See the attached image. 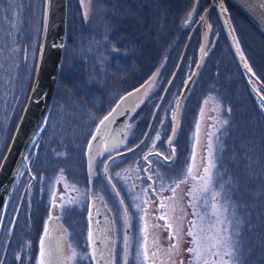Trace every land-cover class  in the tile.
<instances>
[{
	"label": "rangeland",
	"instance_id": "obj_1",
	"mask_svg": "<svg viewBox=\"0 0 264 264\" xmlns=\"http://www.w3.org/2000/svg\"><path fill=\"white\" fill-rule=\"evenodd\" d=\"M119 1L67 0L62 67L47 114L46 137L39 154L41 163L34 171V188L38 187L37 195L43 197L46 207L41 212L44 222L34 264H40L41 259L44 264H94L87 225L82 228L85 214L81 212L90 194L104 205L110 220L107 264H195L194 253L188 251L194 247V236L201 237L205 247L215 242L213 236L222 241L211 251H204L200 264L205 259L209 264H216L221 259L227 260L228 264H264V40L244 16L227 4V17L237 47L254 77L244 74L239 68L217 12L213 9L207 17L206 58L185 100L173 141L176 158L174 156L171 166L162 164L159 159L156 161L164 167V176L160 179L161 182L165 180L166 187L161 203L162 224L158 231H154V226L148 222L152 226V234L148 235L146 217L141 220L129 217L132 227L128 223L125 225L114 195L108 193V187L92 181L96 175L102 178L104 150L103 146L97 149L95 161L89 169L86 167L85 150L99 121L116 109L122 100H126L133 112L123 126L126 132L124 142L117 146L121 149L133 148L144 137L159 105L145 145L131 155L129 165H125L124 157H121L113 164L111 172L122 183L125 199L128 195L135 205L145 195L143 201L150 200L146 185L144 191L147 193L137 184L138 190L134 184L136 168H141V174L143 168L142 163L136 166L135 162L141 159L143 150H167L178 97L200 54L201 16L210 4V0H199L187 26L185 22L195 0H122L126 12L123 11L120 18L127 17L129 8L126 2H129L135 15L146 13L143 24L151 29L153 27L152 30L144 29L154 40L151 42L148 39L145 45L160 49L148 54L150 60L144 64L141 56L136 60L123 59L128 57V53L115 49L108 38L111 24L106 18L107 10ZM0 5L1 159L21 114L36 68L45 0H35L34 9L30 0L29 10L25 0H0ZM167 11L171 14L172 30L169 28L167 36H163ZM25 12H30L27 18ZM129 25L128 28H131ZM160 26L161 35L157 29ZM122 28H126V23L122 24ZM132 31L133 27L128 36ZM156 31L158 38L155 39ZM188 40L182 65L159 104ZM23 46L26 47L25 53H22ZM121 49L127 50L125 47ZM118 60L122 63L119 64ZM135 62L141 63L135 65ZM149 67L151 71L147 73ZM93 76L97 79L91 82L89 77ZM94 84L98 86V94L102 87L105 88L101 91L105 93L102 99L101 94H91L94 100L96 98L98 107L92 103L86 109H75L80 107L77 101H87L86 96H81L85 88L91 89ZM133 89L135 91L131 93ZM69 92L73 95L71 101L74 104L71 105L66 102L70 101ZM90 111L98 117L92 123ZM140 126H143L141 131ZM243 150L251 151L254 156L245 171L240 166ZM59 158L64 161L57 160ZM209 162L211 167L206 174L204 169L209 167ZM21 168L24 170L23 164ZM189 168L192 169L191 175H188ZM166 171H169L167 175ZM26 178L24 170L22 179ZM206 181L205 191L203 185ZM17 194L7 210L0 257L7 251L8 260L13 261L11 264H26L30 251L28 213L24 205L19 210L21 212L16 213L20 196ZM159 203L157 199L150 203L154 215ZM167 208L169 213L174 208L168 218L165 215ZM71 210L77 213L68 220L76 222L77 231L71 230L64 216ZM85 219L87 223L86 216ZM225 243L231 249V256L223 255L227 250ZM55 244L59 248L57 262L52 259L54 253L51 252ZM41 248L44 250L43 257ZM217 250L220 255H213Z\"/></svg>",
	"mask_w": 264,
	"mask_h": 264
},
{
	"label": "water",
	"instance_id": "obj_2",
	"mask_svg": "<svg viewBox=\"0 0 264 264\" xmlns=\"http://www.w3.org/2000/svg\"><path fill=\"white\" fill-rule=\"evenodd\" d=\"M196 4L197 1L194 3L190 11L188 20L185 22V25L187 26L190 24L194 16ZM226 4L233 7L237 12L244 16L264 37V0H210L208 8L201 16L202 42L200 54L191 75L186 80V83L180 92L176 109L172 117V129L167 140V149L171 154L170 159H172L174 156L172 143L178 131L180 116L185 100L193 86L195 79L200 73L206 58L208 40L207 17L213 9L217 12L228 44L239 68L244 74L254 77V75L249 71L237 47L231 25L227 17ZM44 13L40 51L32 82L21 114L0 160V227L11 200L13 187L20 165L25 159L27 152L32 146V143L38 139V136L45 128L48 116L47 114L56 92L62 67L67 30V0H45ZM188 43L189 40L186 41L177 67L165 87L159 104L162 102L182 65ZM159 107L160 106L158 105L152 117V121L154 120ZM130 113L131 107H127L121 113V115L114 118L111 132L106 140L107 147L117 146L122 143L124 138L122 125L129 117ZM152 121L150 122L143 139L137 146H135V148L141 145L147 137L152 125ZM99 133L100 130L96 131V139L91 141V147L88 149L90 150L89 156L92 155L93 150L96 148ZM152 154L155 153H149L147 156ZM126 240L128 241V236L126 237ZM97 247L98 249H96V254H99L102 251V242L101 244H98Z\"/></svg>",
	"mask_w": 264,
	"mask_h": 264
},
{
	"label": "flooded vegetation",
	"instance_id": "obj_3",
	"mask_svg": "<svg viewBox=\"0 0 264 264\" xmlns=\"http://www.w3.org/2000/svg\"><path fill=\"white\" fill-rule=\"evenodd\" d=\"M3 1V0H1ZM32 3V7L33 9L35 8V0H31ZM25 5L26 8H28L29 10V6H30V0H25ZM1 6V5H0ZM3 9V7L1 8ZM30 14V12H25V18L28 17V15ZM25 46L22 47V53H25ZM261 87V86H260ZM121 104L118 105V107L115 109V112L113 113V115L111 116V118L109 119V121H107L104 125H99L100 127V133L98 135L97 138V145L96 148L93 150L92 155L89 156V144L90 142L93 140V137H95V133L93 134V136L90 138V140H88V146H87V150H85V155H86V167L87 169L91 168V165L93 166V163L95 161V154L97 149L101 146H103V161H102V168H101V173H102V178H99L98 175H96V178H93L92 181H98L99 183L103 184V186H105L106 188L108 187V193H112L122 211V215L124 217V221H125V225H129V227H132L130 224V221L128 220L129 217L133 218L135 217L137 219L140 218V220L142 218L146 217V230L148 231V235L150 236L152 234V226H154V231H158V227H161V222L162 220L160 219V214L162 213V207H161V203H162V199L163 197L165 198V193H166V187H165V180L163 182H161L162 176H164V174L162 175V169L164 167H160L156 161H158V159L161 161L162 164H169L171 165V163H173L174 156L176 158V153L173 150V154L174 156L171 158V154L169 150H143V154L141 156V159H137L135 162L136 166H141V163L143 164V168H142V174H141V168L137 167L135 170V175L136 177H134V174L132 172V177H134V184L136 186V188L138 189V186H140L143 191L145 189V185H146V189L148 191L150 200L147 201V199H145L143 201V199L147 196H143L141 198V200H137L136 201V205L134 202H132L129 198L128 195L126 196V199L123 195V190H122V183L118 180H116L113 175L111 174L113 168V164L119 160L121 157H124L125 160V165H129L131 163V155L137 151H140V149L145 145L146 141H147V137L145 138V140L143 141V143L141 145H139L138 147L135 148V146L133 148H129V149H121V146H114V147H107L106 146V140L111 132L113 123H114V118L116 116L121 115V113L125 110V108L130 107L127 106L128 104L126 103V100H122L120 102ZM113 112V110L111 111ZM131 112H133L131 110ZM109 114V113H108ZM107 114V115H108ZM105 115V116H107ZM104 116V117H105ZM103 117V118H104ZM102 118V119H103ZM128 121V119L123 123L122 125V129L124 124ZM97 126V127H98ZM97 131V129H96ZM124 131V129H123ZM125 134L126 132L124 131V139H125ZM159 138V137H158ZM143 139V138H142ZM141 139V140H142ZM140 140V142H141ZM161 141V140H158ZM139 142V143H140ZM39 143L40 140L38 142V140H35L32 143V146L29 149V154L25 157V159L23 160V162L21 163V165L23 164V169L26 170L27 172V178L26 179H22V176L24 174V170H22L21 165L19 168V172H18V178L15 181V189L13 190V194L14 193H19V204H18V212L16 213H20L24 205V209L26 208L27 213H28V222H29V233H28V249L29 251V256L27 259V263L26 264H34V261L36 259V257L38 256V250H39V239L41 236V231H42V227H43V222H44V216H41V208L44 206L42 204V196H38L37 195V191H38V187L34 188V184L36 186V182H35V176H34V171H36L39 167L38 165V158H37V152H39ZM138 143V144H139ZM173 145V143H172ZM137 146V145H136ZM115 149H119V150H115ZM134 151V152H133ZM166 152L168 153V156L166 155ZM149 153H155L152 154L150 156H147V154ZM146 157V160H145ZM165 157H168V159H165ZM154 158H156V160H153ZM140 162V165L138 164ZM119 165H121L119 163ZM131 175V173H130ZM140 177V178H138ZM95 183H93V191L95 192ZM138 184V186H137ZM148 185L150 186V188L148 187ZM139 190V189H138ZM145 193H147L146 191H144ZM131 193V192H129ZM128 193V194H129ZM141 193V191H140ZM18 195V194H17ZM142 196V195H140ZM155 199L159 200L160 203L158 204V206L156 207V211H155V215L153 214V208L151 207L150 203H152L153 201H155ZM11 203V200H10ZM9 203V205H10ZM9 208V206H8ZM7 208V210H8ZM46 208V207H45ZM174 210V208H173ZM172 210V212H173ZM82 214L84 213L86 218H87V223H86V219L85 216H83V224H82V228L84 229V226L87 225V232L90 233L91 232V239H90V244L92 246V251L94 253V264H107V250H108V244L110 243V220L108 215H106L105 213V207L102 203H100L98 200H94L93 199V195L90 194L87 202L85 204V207L83 208V210L81 211ZM172 212L169 213V210L167 208V212L165 213V215L168 217L171 216ZM77 213V211H68L64 214L65 218H66V222L67 224L70 222L71 224V228L72 230L77 231V224L76 222H71L68 219L71 218L72 216H74ZM83 214V215H84ZM153 214V215H152ZM6 216H7V211L5 213V217L3 219V222L1 224L0 227V241L2 239L3 236V229L4 224H5V220H6ZM137 219V220H138ZM85 220V221H84ZM132 222V220H131ZM150 222V223H148ZM148 223V224H147ZM128 227H126L127 229ZM143 229V228H142ZM129 238V236H128ZM102 242V251L99 254H96V249H98V244H101ZM109 242V243H107ZM59 248L57 246V244H55L52 248H51V252L54 253V255L52 254V259L57 262L56 259V255L58 252ZM9 258V257H8ZM7 258V251H4L3 254L0 257V264H5L6 261L8 260ZM20 259V258H19ZM18 259V260H19ZM21 260V259H20ZM13 263L12 260H8L6 264H11Z\"/></svg>",
	"mask_w": 264,
	"mask_h": 264
},
{
	"label": "trees",
	"instance_id": "obj_4",
	"mask_svg": "<svg viewBox=\"0 0 264 264\" xmlns=\"http://www.w3.org/2000/svg\"><path fill=\"white\" fill-rule=\"evenodd\" d=\"M197 1V3H199V0H195L194 3ZM126 4L128 5V14H127V19L124 17L123 18H120V16H122L121 14L123 13V11L126 12V7H125V3L121 1L119 2H115L114 4L110 5V10H107V14H106V18L107 20L110 22L111 24V32L109 34V39L112 43V45L114 46L115 49H117L118 51L122 52V53H128V57H123V59H133L136 60L137 58H140L142 59L143 63L145 64L147 61L150 60V57L148 56V54L152 53L153 51H156V49H160V48H155V49H152V48H148L145 44L147 42V40L149 39L151 42L154 41L152 39V36L150 35V32L148 33L146 30H144L145 28L146 29H149V30H152L151 27L145 23V25L143 24V21H144V18L146 16V13L143 15V16H137L135 15V11L132 10L130 7H131V3L129 2H126ZM194 5V4H193ZM198 5V4H197ZM130 6V7H129ZM231 7V6H230ZM147 11V9H145ZM144 10V11H145ZM163 10V9H162ZM114 13V14H113ZM108 16V17H107ZM117 18H118V23H117ZM120 19H124V22H120ZM170 21V23H169ZM136 22V23H135ZM167 22V23H166ZM126 23V28L123 29L122 28V24ZM131 23V25H129ZM128 25L132 28L133 27V31L132 33L130 34V36H128V32L130 31L131 28H128ZM142 25L144 26L142 28ZM162 26H160L159 28H157L159 30V34L161 35V32H160V29H161ZM169 28L172 30V18H171V14L167 11L166 15H165V26L163 27V36H167L168 34V30ZM255 28V27H254ZM256 29V28H255ZM257 31V30H256ZM144 32L146 33V35L144 36ZM258 32V31H257ZM259 33V32H258ZM259 36L264 40V37L259 33ZM147 37V38H146ZM158 38V31H156L155 33V39ZM165 42V41H164ZM117 45V46H116ZM122 47H125V49H127L126 51H123L121 48ZM149 51V52H148ZM146 53V54H145ZM141 61V62H142ZM141 62H135L137 64H140ZM118 63H122L121 60H118ZM145 66V65H144ZM141 69V67H140ZM151 71V68L149 67L147 69V73ZM90 75V74H89ZM97 79V77L93 76L92 78L89 77V79L91 80L92 82V79ZM125 77H122V79H124ZM73 85V84H72ZM69 87V86H67ZM93 88H85L82 89L84 90V92H82L81 96L82 98L84 96H86L87 98V101H77L80 105V107H76L75 109H86L90 104H95L97 105L98 107V102L96 101V98L94 100L93 98V95H97L98 94V86L97 84H94L92 85ZM99 87H101L99 85ZM30 88V87H29ZM81 90V91H82ZM92 90H95L94 92ZM105 90V88L102 87V90L103 91ZM29 91V90H28ZM88 91V92H87ZM99 91L100 93L98 95L101 94V97L100 99L103 98V95L105 94L104 92H101ZM133 91H135L134 89L133 90H130V92L132 93ZM93 94V95H91ZM69 95L70 97L68 98L70 101H66L68 104H74L71 99L73 98V95L69 92ZM27 97V96H26ZM72 97V98H71ZM90 98V100L88 99ZM26 100V98H25ZM89 114L92 116V121L91 123L97 119V115L94 113L91 114V111L89 112ZM49 116V115H48ZM90 117V116H89ZM97 117V118H96ZM48 120L46 122V125H45V128L43 130V133H41L39 136H38V142L40 140V149H39V152H37V158H38V165H40V161H39V158H40V150H43V146H42V142H45V135H44V132L48 126ZM141 124H144V122H141ZM147 125V121L145 123V126ZM143 129V126L141 127L140 126V131ZM89 140V139H88ZM88 143V141H87ZM87 143H86V146H87ZM7 147V146H6ZM6 149V148H5ZM3 150H0V152H2ZM5 151V150H4ZM4 153V152H3ZM29 153V152H28ZM27 153V155H28ZM26 155V156H27ZM262 155V154H261ZM263 156V155H262ZM254 159V156L253 154L251 153V151L249 150H243L242 151V155H241V162H240V166H241V169L244 171L250 166V163L251 161ZM1 160V159H0ZM59 161H64L62 160V158H59L57 159ZM56 161V160H55ZM55 161L53 163H55ZM166 166H171L169 164H165ZM39 169V167H38ZM68 169V168H67ZM67 169L65 170V172H67ZM169 171H166L165 175L168 174ZM16 184H17V181H16ZM14 186L16 187V185L14 184ZM15 187H13V190L15 189ZM17 194V193H14L11 197V201H12V198L13 196ZM42 204L44 205V202L42 201ZM45 210V206L44 208L42 207L41 208V212H43ZM68 225H70L71 227V224L70 222L68 223ZM72 230V228H71ZM23 259H21L20 261H22Z\"/></svg>",
	"mask_w": 264,
	"mask_h": 264
},
{
	"label": "snow or ice",
	"instance_id": "obj_5",
	"mask_svg": "<svg viewBox=\"0 0 264 264\" xmlns=\"http://www.w3.org/2000/svg\"><path fill=\"white\" fill-rule=\"evenodd\" d=\"M249 71H251V69H249ZM139 91V90H137ZM129 96H131V93H129ZM262 107H264V105H262ZM115 112V109H113V112H110L107 116H105L102 120L99 121V125H104L107 121H109V119L111 118V116L113 115V113ZM99 126L97 127V131H99ZM93 139H96V137H93ZM89 147H91V142L89 144ZM165 159H168V157H165ZM211 167V162H209V167H206L204 169L205 173L207 174L209 171V168ZM192 169L189 168L188 169V175H191ZM204 190H207V181L205 182V184L203 185ZM174 191V189H173ZM161 207H163V205H161ZM213 207L215 208V205H213ZM171 227V225H169V228ZM201 232H203V229H201ZM45 233H47V228L45 229ZM190 235H193V233H189ZM91 232L89 233V238L91 239ZM212 239L215 241L211 246L205 247L202 244V238L201 237H196L194 236L193 238V244L194 247L189 248L188 251L194 253V261L195 264H200L201 259L203 257V253L204 251H211L213 248H216L218 244L222 243L221 240H217L214 236L212 237ZM41 245H43V239L41 240ZM225 248L227 249L223 255L224 256H231L232 252L231 249L229 248V246L227 245V243L224 244ZM213 255H217L219 256V250H217L216 252L212 253ZM44 255V250L43 248H41V257H43ZM73 255H75V253H73ZM40 264H44L43 259H41ZM203 264H209V262L205 259L203 260ZM216 264H228L227 260H219L218 262H216Z\"/></svg>",
	"mask_w": 264,
	"mask_h": 264
}]
</instances>
